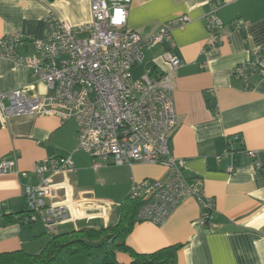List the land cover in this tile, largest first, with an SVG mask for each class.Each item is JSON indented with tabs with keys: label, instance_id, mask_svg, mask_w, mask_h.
Listing matches in <instances>:
<instances>
[{
	"label": "crops",
	"instance_id": "obj_1",
	"mask_svg": "<svg viewBox=\"0 0 264 264\" xmlns=\"http://www.w3.org/2000/svg\"><path fill=\"white\" fill-rule=\"evenodd\" d=\"M220 1L217 15L223 24L222 41L212 47L205 26L208 0H131L127 27L141 37L176 16L189 18L171 30L170 39L144 50L141 65L144 72L151 66L155 73L166 71L168 64L161 57L165 50L181 60L173 79L177 125L168 149L183 160L186 177L202 181L203 195L213 200L214 209L209 222L202 223L200 204L188 198L161 225L135 223L126 244L140 253L182 244L178 264H264V74H252L246 86L233 73L236 65L252 59L260 48L264 66V0ZM90 17V0H0V38L22 32L45 39L54 20L77 26ZM238 19L244 22L241 29L234 26ZM17 52L31 54L32 44L25 41ZM30 80V70L24 65L0 57V93ZM45 92L41 81L27 88L29 95ZM77 144L74 119L38 114L4 118L0 112V163L15 161L12 169L0 172V253L20 249L37 253L50 239L40 221L17 220V213L26 209L22 186L39 182L33 171L36 162L69 155L74 165L73 172L51 177L56 196L47 200L72 199L71 212L77 216L58 225L56 233L115 224L118 214L112 221L111 202H122L132 181L166 174L164 166L143 162L94 168L91 157L78 150ZM249 151L255 156H249ZM228 166L233 167L231 172ZM97 170L101 172L96 181H87L89 172ZM64 180L68 190L62 185ZM97 185L104 200L94 197ZM9 214L13 222L3 223V216ZM114 259L115 264H130L128 254L121 251ZM65 264H103V260L93 253L78 254Z\"/></svg>",
	"mask_w": 264,
	"mask_h": 264
},
{
	"label": "built area",
	"instance_id": "obj_2",
	"mask_svg": "<svg viewBox=\"0 0 264 264\" xmlns=\"http://www.w3.org/2000/svg\"><path fill=\"white\" fill-rule=\"evenodd\" d=\"M205 26L208 45L222 41V21L217 15L220 0H208ZM131 0H90V21L72 26L54 20L51 34L45 39L32 38L22 32H12L0 38V57L11 59L30 70L31 80L20 88L0 93V112L4 118L12 115H56L62 120L76 121L77 149L87 153L92 166L109 163L131 165L135 162L159 164L166 168L160 178L132 181L127 195L140 199L136 218L156 225L163 224L173 210L188 198H194L202 208L200 220L211 219L214 204L205 198L202 181L184 175V163L168 149L171 132L177 125L174 107V76L181 60L172 51L161 57L168 64L162 73L133 77L131 69L143 62L144 50L167 41L171 30L189 21L186 15L176 16L147 37H141L127 27ZM234 26L241 29L242 19ZM32 44L31 54L21 55L18 46ZM235 66L234 74L247 86L252 74H264L260 56ZM45 84L47 92L29 95L27 88L35 82ZM248 155L254 157L253 151ZM15 161L3 160L0 172L12 169ZM228 172L233 170L228 166ZM39 178L34 185H23L26 204L25 222L40 221L49 235L58 225L75 221L72 199L49 202L56 196L51 177L74 171L69 155L44 159L33 165ZM68 190L69 183L64 180Z\"/></svg>",
	"mask_w": 264,
	"mask_h": 264
},
{
	"label": "trees",
	"instance_id": "obj_3",
	"mask_svg": "<svg viewBox=\"0 0 264 264\" xmlns=\"http://www.w3.org/2000/svg\"><path fill=\"white\" fill-rule=\"evenodd\" d=\"M151 66L150 73L155 74ZM140 199H131L128 195L119 204L118 220L113 225L84 227L65 233L50 235L49 241L37 253H28L22 249L0 253V264H65L72 256L83 254L92 255L91 249L103 246V264H115L114 255L121 251L130 257V264H178L177 252L182 244H173L150 253L136 252L126 244V238L137 222ZM26 214L17 213V220H23ZM3 223H11L13 215H4Z\"/></svg>",
	"mask_w": 264,
	"mask_h": 264
},
{
	"label": "rangeland",
	"instance_id": "obj_4",
	"mask_svg": "<svg viewBox=\"0 0 264 264\" xmlns=\"http://www.w3.org/2000/svg\"><path fill=\"white\" fill-rule=\"evenodd\" d=\"M144 72V67H143V65H141V64H138V65H136V66H134L132 69H131V74H132V76L133 77H137V76H139V74H141V73H143ZM85 154V153H84ZM83 153L81 154L84 158H85V155H84ZM86 155L87 156H89L87 153H86ZM99 172H101V171H92V172H89V175H87L88 177H87V181H92V182H95L96 181V178L98 177V176H100L99 175ZM96 190H95V192H94V197H96V198H98V199H101V200H104V198L106 197V196H104V192L102 191V190H99L100 189V187H99V185H97L96 186V188H95ZM128 193V192H127ZM106 201H108V200H106ZM112 201V200H111ZM121 202V200H119V202H111L112 204V206H114L113 208H114V213H113V216H112V221H114L115 220V218L117 217V214L119 215V208H118V203H120ZM91 251H92V253L94 254V255H99V257H101L102 256V254L104 253V247L103 246H95V247H93L92 249H91Z\"/></svg>",
	"mask_w": 264,
	"mask_h": 264
}]
</instances>
